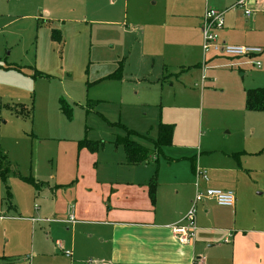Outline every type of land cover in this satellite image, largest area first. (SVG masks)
<instances>
[{
    "label": "rangeland",
    "instance_id": "1",
    "mask_svg": "<svg viewBox=\"0 0 264 264\" xmlns=\"http://www.w3.org/2000/svg\"><path fill=\"white\" fill-rule=\"evenodd\" d=\"M208 1L212 7L234 2ZM205 6L206 0H0V64L20 65L29 74L20 88L0 85V149L10 162L7 176L0 174V216L9 194L18 216L1 217L0 239L10 238L8 249L20 258L18 264L29 253L28 190L31 205L39 207L45 198L36 179L46 185L58 170L55 180L65 183L81 162L88 181L95 165H125L118 142L124 137L153 153L139 167L152 174L166 166L169 150L191 158L201 149L215 150L216 156L263 150L264 115L246 110L242 72L233 62L213 58L205 87H194L201 83V67L191 66L193 73L181 83L159 79L166 49L171 73L202 59ZM43 7L64 18V26L42 20ZM54 28L61 30L60 40L52 38ZM246 69L248 79L249 71L264 66ZM13 74L1 72L0 81L16 78ZM61 99L71 106V118L62 112ZM21 105L28 114L12 109ZM160 123L174 125L173 143L155 159ZM88 141L99 142V149L80 147ZM257 161L264 166V153ZM44 226L37 228L43 239Z\"/></svg>",
    "mask_w": 264,
    "mask_h": 264
},
{
    "label": "crops",
    "instance_id": "2",
    "mask_svg": "<svg viewBox=\"0 0 264 264\" xmlns=\"http://www.w3.org/2000/svg\"><path fill=\"white\" fill-rule=\"evenodd\" d=\"M208 2L206 0L205 9L209 6ZM228 7L223 2L215 8L223 10ZM256 8L257 11L251 17H247L241 9L228 11L222 31L223 39L232 44L264 48V3ZM43 9L45 17L42 20L64 26V18L53 17L49 9ZM200 31L202 34V20ZM202 52L203 60L181 65L178 71L171 73L167 68L166 49L161 63L160 81H169L171 85L175 81L181 83L189 73H193L191 66L201 67L197 68L198 71L202 69L203 74H207L206 66L215 61L213 58H226L240 68L245 92L252 88H264V70L249 71L251 77L247 79L246 69L247 66L263 69L264 52L258 57L261 66L247 63L244 58L214 56L209 61L204 54L203 43ZM22 69L20 65L0 64V73L11 72L16 77L5 78V81H0V85L20 88V82H27L24 76H29ZM208 79L194 83V87H205ZM246 79L249 83L245 82ZM249 112L264 115V112ZM262 153L264 148L254 154L224 153L216 156L215 150L201 149L191 158L169 150L166 166L158 171L155 204L148 191L153 174L139 168L143 163L129 165L126 159L125 165L121 166L110 164L91 167L88 181L83 175L81 162L79 170L69 173L65 183L55 180L58 170H55V175L46 185L37 178L36 190L45 198L39 207L31 205L32 192L28 190V217L24 220L28 221L29 253L28 259L22 263L264 264V166H260L257 161ZM154 158L158 159L157 154ZM182 162L184 166H179L178 163ZM197 169L207 171L208 181L197 177ZM207 188L233 191L235 205L220 206L214 200L199 203L196 240L191 245H180L173 236L172 226L183 222L196 193ZM14 212L17 210L10 200L0 219L11 213L18 217ZM71 212L76 218L74 223L69 222ZM0 221L4 223L5 220ZM40 223L46 224L44 229L47 237L44 239L37 235ZM9 244L7 235L4 239L1 237L0 264L21 263L20 258L9 251ZM66 251H70L71 256H67Z\"/></svg>",
    "mask_w": 264,
    "mask_h": 264
},
{
    "label": "built area",
    "instance_id": "3",
    "mask_svg": "<svg viewBox=\"0 0 264 264\" xmlns=\"http://www.w3.org/2000/svg\"><path fill=\"white\" fill-rule=\"evenodd\" d=\"M264 3V0H235V2L223 10L207 6L202 17L203 51L206 56L215 55L227 58H244L247 63L261 66L258 57L264 52V48L253 45H239L227 42L222 37V31L226 24V13L230 10L241 9L247 17H251L257 6ZM205 65V62L204 64ZM207 80L205 74L202 81ZM197 177L208 181L209 176L206 170L197 169ZM205 200H214L220 206L233 207L236 202L235 194L230 190L219 188H207L199 190L184 215L183 222L172 226L173 236L180 245H191L196 240L198 204ZM73 210V207L71 208ZM76 221L73 212L70 214L69 222ZM61 246L60 243H58ZM71 256L70 251H66ZM193 264H203L194 262Z\"/></svg>",
    "mask_w": 264,
    "mask_h": 264
},
{
    "label": "trees",
    "instance_id": "4",
    "mask_svg": "<svg viewBox=\"0 0 264 264\" xmlns=\"http://www.w3.org/2000/svg\"><path fill=\"white\" fill-rule=\"evenodd\" d=\"M52 38L55 40L61 39V31L58 29H53ZM38 73L34 76H37ZM112 77H116V75H112ZM13 109V108H12ZM16 113L18 114H28L26 108L21 105V108L18 110L14 108ZM61 109L62 112L65 113L69 118H71L72 108L71 106L64 100L61 99ZM246 109L248 111H256V112H264V88H252L246 91ZM130 133L129 130H127ZM173 135H174V125L160 123L158 126V136L154 141L156 154L160 155L163 153L164 147L171 146L173 143ZM119 144L122 143L125 154H126V162L129 165H138L144 162H147L148 159L152 156V152L146 148L141 143H138L129 137H124L120 139ZM99 142H84V144H80V147H86L90 151L94 152L99 149ZM10 171V162L8 156L0 149V174L5 177ZM28 181L34 182L33 178H28ZM158 186V169H156L151 176L148 183V191L149 196L153 204L156 202V191ZM10 194L8 195V201H10Z\"/></svg>",
    "mask_w": 264,
    "mask_h": 264
}]
</instances>
